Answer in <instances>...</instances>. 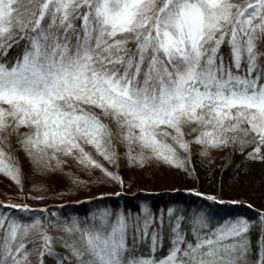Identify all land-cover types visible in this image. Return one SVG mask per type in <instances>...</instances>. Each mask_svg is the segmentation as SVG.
I'll list each match as a JSON object with an SVG mask.
<instances>
[{
	"label": "snow or ice",
	"instance_id": "snow-or-ice-1",
	"mask_svg": "<svg viewBox=\"0 0 264 264\" xmlns=\"http://www.w3.org/2000/svg\"><path fill=\"white\" fill-rule=\"evenodd\" d=\"M12 44L19 53L0 62V103L8 106L0 108V130L7 116L14 127L30 126L20 142L30 157L48 149L53 159L56 152L77 154L79 163L120 181L82 146L116 163L111 130L92 108L117 123L126 145L137 143L181 167L163 137L187 151L182 123L202 126L193 140L203 146L248 142L240 134L264 144V0H0V56ZM126 154L133 163L131 148ZM9 159L0 149V171L19 183ZM11 207L28 211L26 204ZM140 210L142 224L136 215L133 225L131 211L125 216L117 209L110 218L102 210L90 213L94 223L83 228L78 217L62 223L0 218V264H33L25 248L31 231L43 242L40 256L47 251L56 264H264V232L257 258L249 260L251 221L211 207L190 211L191 236L180 231L185 217L171 221L169 207L167 255H148L139 245L141 239L148 244L153 218L144 205ZM156 219L161 229H151L152 253L164 239L163 217ZM48 223L69 235L58 238L69 256L52 252Z\"/></svg>",
	"mask_w": 264,
	"mask_h": 264
},
{
	"label": "trees",
	"instance_id": "trees-1",
	"mask_svg": "<svg viewBox=\"0 0 264 264\" xmlns=\"http://www.w3.org/2000/svg\"><path fill=\"white\" fill-rule=\"evenodd\" d=\"M19 51L17 45L12 44L6 55L0 56V62L6 58L14 59ZM95 113L111 130V138L117 152L116 163H109L103 156L101 158L91 145L82 142V146L103 168L115 172L120 181L106 176L101 168H97V176L87 175L82 164L74 160L75 155H71V159H65L55 153L53 159L52 150L48 149L47 155L34 153L30 157L20 142L32 131L31 127L19 125L18 133L11 132L9 130L11 128L6 127L0 131V149L10 155L8 162L18 167L19 183L6 176L9 188L3 190L5 194L0 191V218L7 220L8 217H12L27 221L33 218L44 221L46 218L50 222L62 223L65 219L78 217L79 225L83 228L86 224L94 223L89 216L90 213L100 214L102 210H110V218H114L116 210L122 209L125 216L129 211L133 213L135 225L136 215L141 216L142 224L144 213L140 208L144 205L148 215L153 218V223L149 225L148 244L145 245L141 239L140 250L148 255L163 256L167 255L171 244L168 208H173L171 221H175L176 215L185 217L180 222V231L191 236L192 225L187 219L190 211L200 207H211L240 214L251 221L245 233L251 251L246 255L249 260L254 261L257 258L259 238L264 232L261 223V214H264V144L249 138L248 145L238 147L237 143L230 139L226 145L218 147L221 150L219 160L208 163L202 160L201 148L193 141V137L202 130V126L190 123L184 134V139L190 141L188 150L178 151L175 148L176 156L183 167L178 164L172 165L170 181L163 179V182H150L152 179L148 177L150 175L148 171L142 174L143 182L139 184L133 180L134 170H131H137L139 167V162L134 156L138 144L126 145L120 131L114 129L112 120ZM129 148L133 154V163L127 161L122 164L120 160L125 159ZM256 148L259 151H253ZM36 157H42V160L37 162ZM208 195L216 196L217 201H209ZM240 200L243 202L233 203ZM21 204L28 205L27 212L11 207ZM161 216L164 239L162 244H158L156 252L152 253L151 229L153 227L158 231L161 229V223L156 219ZM6 226L5 224L4 227ZM47 230L48 235L52 237L50 244L52 252L61 257L69 256L68 250L58 239L59 237L69 239V235L61 228L54 227L53 223L47 224ZM141 234L143 236L142 227ZM38 237V231H31L28 234L25 248L30 250V254L27 259L33 264L38 260H43L44 264H56L55 255H49L45 251L43 256H40V245L43 242Z\"/></svg>",
	"mask_w": 264,
	"mask_h": 264
},
{
	"label": "rangeland",
	"instance_id": "rangeland-1",
	"mask_svg": "<svg viewBox=\"0 0 264 264\" xmlns=\"http://www.w3.org/2000/svg\"><path fill=\"white\" fill-rule=\"evenodd\" d=\"M237 2H241V0H237ZM85 107H90V106H85ZM0 108H8V106L0 103ZM92 110L103 115L105 118H109L110 121L112 120L111 122L114 123V129L121 131V129L118 127L117 123L110 116H105L99 109L92 108ZM5 120L7 121V127L11 128L9 130H11V132L18 133V131L20 129L18 127L13 126L15 119L11 116H7V117H5ZM190 123L191 122L182 123L181 128H182L183 134H185V132H187L186 130L189 128L188 126ZM191 124H195V123H191ZM161 127H163V126H161ZM241 127H246V124H242ZM0 131H2V130H0ZM166 131H168L169 133L172 132L171 129H166ZM200 132L201 131L197 132V135L200 134ZM229 135L231 136V134H229ZM240 135H241L243 140L248 141V142L241 143L240 139H237L235 142L237 143L238 147H245L249 143V140H248L249 137H243L242 134H240ZM163 139L165 141L168 139L166 142L169 144H173V146L178 151H184V149H180L178 146H176L173 143L171 136L163 137ZM230 139H229V141H230ZM196 146L201 148L202 160H205L208 163H215L219 160L220 155H221V150L218 149V147H220V146H217V147L203 146V145H200L198 143H196ZM136 147L137 148H136V151L134 152V156H136L137 154H142V160L139 162V167L137 170L131 169V170H134L133 171L134 175H132L134 177L133 180H135V182L140 184L141 182H143L142 174L143 173L145 174L148 171H150V175H148V177L150 179H152V180H150V182H153V181L154 182H156V181L163 182V179L170 181L169 175H171L172 165L174 166V163H169L168 161L164 160L163 158H158V157L152 155L148 149H142L139 144ZM56 154L58 156H62L65 159H71L72 158L71 155H66L62 152H56ZM73 155L76 156L77 154H73ZM101 158H102V155H101ZM125 159L120 160L122 164H124L125 162L128 161V156H125ZM74 160L77 161L76 158ZM82 167H83V169L87 175H92V176L98 175L97 167L85 166L83 164H82ZM166 175L168 177H166ZM6 176L7 175H5L4 172L0 171V191H3L5 189L9 188L8 179L6 178ZM12 190H13V188H11V191ZM0 194H1V192H0ZM3 194H5L4 191H3ZM234 202H243V201L240 200V201H234ZM229 240H231V238H229Z\"/></svg>",
	"mask_w": 264,
	"mask_h": 264
}]
</instances>
